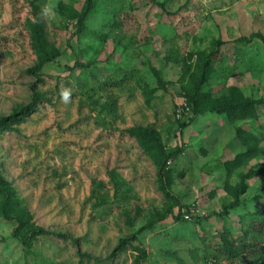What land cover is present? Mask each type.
Returning a JSON list of instances; mask_svg holds the SVG:
<instances>
[{
  "label": "rangeland",
  "instance_id": "rangeland-1",
  "mask_svg": "<svg viewBox=\"0 0 264 264\" xmlns=\"http://www.w3.org/2000/svg\"><path fill=\"white\" fill-rule=\"evenodd\" d=\"M89 2L0 0V117L34 104L0 130V264H264L229 250L264 211L247 177L264 170V0ZM5 202L49 233L25 248Z\"/></svg>",
  "mask_w": 264,
  "mask_h": 264
},
{
  "label": "trees",
  "instance_id": "trees-1",
  "mask_svg": "<svg viewBox=\"0 0 264 264\" xmlns=\"http://www.w3.org/2000/svg\"><path fill=\"white\" fill-rule=\"evenodd\" d=\"M92 0H90L89 4L91 3ZM87 19V12H85L82 16V22L86 21ZM43 28L42 26H38V30L41 31ZM59 54L54 55L53 57H46L43 60L39 61V64H37L36 67L32 68L30 70L31 73L37 75L38 72L40 70H42L43 66L45 64H47L48 62H50L54 57H57ZM213 58V56H210V60ZM207 65L205 66V69H203V74L201 76V84L200 85H204L205 83H207L208 78L211 76L209 75L208 70L211 69L212 65L210 64V62L206 63ZM207 96H209L208 94H206ZM194 96L197 98H193L195 100V104H198L201 100V98L194 94ZM238 103L236 101L234 102H226V104H224L223 107H219L216 111H218L219 113H229V115H232L234 109L237 108ZM188 105V104H187ZM182 106L184 109V112L188 109V106ZM34 107V104L30 107H21L20 108V112H15V114L8 116V117H0V130L4 131V130H8L11 129V126L18 121L19 119H22L21 117H23V115L25 116V114L29 113L30 110H32V108ZM190 108V106H189ZM191 109V108H190ZM189 109V110H190ZM242 107L239 108V110L241 111ZM21 115V116H20ZM131 133H133L134 135L138 136V137H142L145 135L144 131H141V128L139 129H132L130 130ZM154 133V132H153ZM146 151L148 153L152 152L153 157L155 158V154H154V150L152 148V146H147ZM170 157V156H168ZM167 158L162 159V164L159 170V177H158V182H159V189L165 194L166 197L168 198H172L173 195L171 193V191L169 190L166 182H165V170L166 167H168V163L169 160ZM258 174H263L264 175V170H262L260 173H258L255 169H251V174H248L247 177H253L256 176ZM0 188L1 190H3L5 192V197L7 202H11V199L14 198V192L10 189V183L8 181L5 180V178L3 177L1 170H0ZM243 193L246 192V187H244ZM7 202L4 203V205H2V215L4 218L8 219V220H16L18 221V228L15 230V236L17 238H19L23 245L25 246V248H31L33 241L38 238L39 236L42 235H47L49 232L48 230H46L43 227H39V226H35L33 224L30 225L29 220H31L32 216H29L28 218H25L23 216L20 215H10V208H8V204ZM238 206V203H233L230 208ZM247 218L252 219L251 222V230L248 232H246V235H250L252 233H254V236H251L250 240H243V242H241L239 245H235L233 243L232 246L229 248L230 250V254H233V257H239L241 255V253H250L251 255L254 256H259L262 257L263 259V263H264V240H260L258 239L257 236L261 235L264 236V211H257V212H253L251 214H246L243 216V221H245ZM256 237V238H255ZM247 238V237H246ZM127 243V241H124L123 244L121 243L119 246V250H123L125 247V244ZM84 256L86 257H90L92 258L91 255L85 254Z\"/></svg>",
  "mask_w": 264,
  "mask_h": 264
},
{
  "label": "built area",
  "instance_id": "built-area-1",
  "mask_svg": "<svg viewBox=\"0 0 264 264\" xmlns=\"http://www.w3.org/2000/svg\"><path fill=\"white\" fill-rule=\"evenodd\" d=\"M182 112H184V109H181V110H180V112H179V113H180L179 116H181V113H182Z\"/></svg>",
  "mask_w": 264,
  "mask_h": 264
},
{
  "label": "clouds",
  "instance_id": "clouds-1",
  "mask_svg": "<svg viewBox=\"0 0 264 264\" xmlns=\"http://www.w3.org/2000/svg\"><path fill=\"white\" fill-rule=\"evenodd\" d=\"M64 95H65V99H67V97H68V94H67V93H65Z\"/></svg>",
  "mask_w": 264,
  "mask_h": 264
}]
</instances>
